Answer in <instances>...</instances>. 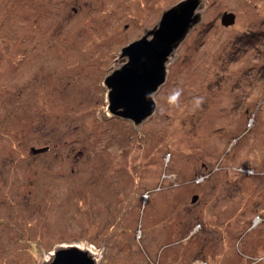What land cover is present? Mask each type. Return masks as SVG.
Listing matches in <instances>:
<instances>
[{
  "label": "rangeland",
  "instance_id": "obj_1",
  "mask_svg": "<svg viewBox=\"0 0 264 264\" xmlns=\"http://www.w3.org/2000/svg\"><path fill=\"white\" fill-rule=\"evenodd\" d=\"M179 1L0 0V264L75 242L97 264H264V0H202L154 113L108 109L122 47Z\"/></svg>",
  "mask_w": 264,
  "mask_h": 264
},
{
  "label": "water",
  "instance_id": "obj_2",
  "mask_svg": "<svg viewBox=\"0 0 264 264\" xmlns=\"http://www.w3.org/2000/svg\"><path fill=\"white\" fill-rule=\"evenodd\" d=\"M201 1L181 0L165 9L154 28L122 47L121 56H126L127 60L112 69L104 79L108 89V109L112 114L129 118L139 124L154 113L156 101L153 93L166 80L169 56L191 27L201 20V13L196 12ZM234 20V12L223 13V24H232ZM45 149L46 147L34 148L33 152ZM197 197L195 194L193 201ZM53 253L51 260L44 262L45 264H97L99 255L74 243L57 245Z\"/></svg>",
  "mask_w": 264,
  "mask_h": 264
},
{
  "label": "clouds",
  "instance_id": "obj_3",
  "mask_svg": "<svg viewBox=\"0 0 264 264\" xmlns=\"http://www.w3.org/2000/svg\"><path fill=\"white\" fill-rule=\"evenodd\" d=\"M181 94H182V89H175V90H173L170 93V95L167 97V102L170 105L177 104V102H178ZM202 103H203V98L202 97L195 98V101H194L195 107H199ZM257 259L258 260H264V255L258 256Z\"/></svg>",
  "mask_w": 264,
  "mask_h": 264
},
{
  "label": "bare ground",
  "instance_id": "obj_4",
  "mask_svg": "<svg viewBox=\"0 0 264 264\" xmlns=\"http://www.w3.org/2000/svg\"><path fill=\"white\" fill-rule=\"evenodd\" d=\"M149 36L150 37H152V34H149ZM259 220V218L257 219H255V221L257 222ZM74 244H77V246H79L80 248H82V249H84V250H87V251H89L90 253H94L95 251H93L89 246H87L86 244H83V243H81V242H75ZM64 245H67V244H64ZM54 251V250H53ZM53 251L52 252H48L46 255H45V258H46V260L44 261L45 263L46 262H48V261H50L51 260V258L53 257V255H54V253H53ZM100 251H96L95 253L97 254H99V255H97L99 258H101V252L99 253ZM44 263V264H45Z\"/></svg>",
  "mask_w": 264,
  "mask_h": 264
}]
</instances>
